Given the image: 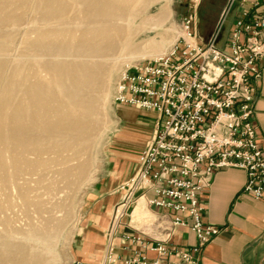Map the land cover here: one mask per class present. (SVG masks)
<instances>
[{"label":"bare ground","instance_id":"obj_1","mask_svg":"<svg viewBox=\"0 0 264 264\" xmlns=\"http://www.w3.org/2000/svg\"><path fill=\"white\" fill-rule=\"evenodd\" d=\"M156 1L0 0V264L58 262L74 196L109 123L112 72L164 55L170 42L137 39L171 16L166 3L142 17Z\"/></svg>","mask_w":264,"mask_h":264},{"label":"built area","instance_id":"obj_2","mask_svg":"<svg viewBox=\"0 0 264 264\" xmlns=\"http://www.w3.org/2000/svg\"><path fill=\"white\" fill-rule=\"evenodd\" d=\"M234 9L239 12L225 44H218L217 34L200 42L190 16L189 38L122 73L116 102L154 111L157 118L134 173L118 186L103 264H201V249L220 227L204 222L200 194L220 169L244 170V191L264 198V150L253 120L264 69V0H229L219 28ZM139 197L156 214L153 227L161 237L142 229L121 232ZM183 227L194 233L195 245L173 242ZM119 247L125 254H116Z\"/></svg>","mask_w":264,"mask_h":264},{"label":"rangeland","instance_id":"obj_3","mask_svg":"<svg viewBox=\"0 0 264 264\" xmlns=\"http://www.w3.org/2000/svg\"><path fill=\"white\" fill-rule=\"evenodd\" d=\"M228 2L229 0H157L147 7L142 17L156 15L166 3L169 4L171 16L159 28L146 27L139 33L137 39L167 37L170 42L164 47L165 55L174 48L176 43L180 42L182 37L186 38V19L193 16L197 21L199 36H205L211 31L208 39L217 34L218 44L223 45L229 36L228 33H224L235 12L234 9L222 27L219 28L222 13ZM31 16L32 13L28 12L26 20L29 21ZM139 21L140 19L137 20V22ZM23 32V29L20 30L14 39L15 46L13 45L12 54L17 56L19 55ZM14 55L9 58L10 64L14 60ZM154 58L156 57H146L133 60L131 63H123L112 72L110 97L107 103V120L109 123L99 137L93 151L91 175L89 174L85 184L74 196V213L64 228L57 246L56 251L59 254V260L56 264H103L106 246L105 233L115 208V206L112 207L111 203L113 198L120 197L118 186L134 173L136 166L130 170L128 168L129 162L136 157L138 161L147 142L152 137L157 118L150 111L116 102L117 84L126 69ZM139 199L140 197L138 201ZM146 203L145 212L140 209L138 218L132 215V218L128 217L125 222L133 220L144 223L149 217ZM138 207L141 208V205L139 204ZM125 232L131 231L127 229ZM102 236L103 242L101 241Z\"/></svg>","mask_w":264,"mask_h":264},{"label":"crops","instance_id":"obj_4","mask_svg":"<svg viewBox=\"0 0 264 264\" xmlns=\"http://www.w3.org/2000/svg\"><path fill=\"white\" fill-rule=\"evenodd\" d=\"M238 12L239 9H236L224 34H229ZM210 34L211 31L205 36H200L199 41H206ZM254 104L253 120L257 126L258 143L264 150V69L257 84ZM147 111L157 116L154 111ZM136 161L137 157L131 159L128 165L130 170L135 168ZM246 179V172L242 169H220L215 172L210 188L200 194V199L205 205L204 222L220 227L219 234L201 249V264H264V198L256 199L244 191ZM141 199L143 201L140 202ZM119 200L120 197L113 198L112 207ZM145 203V199L141 197L137 204H140L141 208H135L134 217L140 216V209L145 212ZM147 210L149 217L144 223L130 220L121 232L124 233L127 229L136 232V229H142L153 237H161L163 232L153 227L156 214L148 207ZM101 241H104L103 236ZM117 242L121 245V239ZM173 242L187 248L195 245L197 240L190 229L183 227L176 231ZM116 254L125 253L119 247Z\"/></svg>","mask_w":264,"mask_h":264}]
</instances>
